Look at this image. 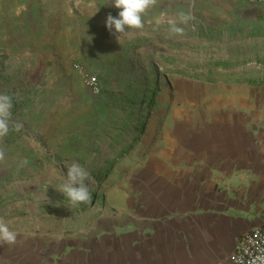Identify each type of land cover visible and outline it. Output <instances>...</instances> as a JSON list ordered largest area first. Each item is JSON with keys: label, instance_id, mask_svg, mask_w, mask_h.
<instances>
[{"label": "crops", "instance_id": "crops-1", "mask_svg": "<svg viewBox=\"0 0 264 264\" xmlns=\"http://www.w3.org/2000/svg\"><path fill=\"white\" fill-rule=\"evenodd\" d=\"M107 2L0 0V75L13 73V60H21L22 74L39 75V59L51 57L57 42L73 50L72 68L74 62L82 64L79 57L88 43H107L113 36L105 21L109 14L117 17L119 9ZM190 6L194 19L183 25L189 36L261 44L244 57L227 56L264 66V4L158 0L143 17L145 32L170 26ZM81 85L74 102L90 95ZM229 97L224 110L183 121L113 187L99 212L70 229L66 264H231L240 236L264 226V82L233 83ZM4 150L0 205L8 201L2 200L10 170Z\"/></svg>", "mask_w": 264, "mask_h": 264}, {"label": "rangeland", "instance_id": "rangeland-1", "mask_svg": "<svg viewBox=\"0 0 264 264\" xmlns=\"http://www.w3.org/2000/svg\"><path fill=\"white\" fill-rule=\"evenodd\" d=\"M168 28L129 30L118 37L119 43L114 35L107 43H88L79 58L95 69L102 91L98 96L89 91L88 98L77 102L74 93L81 92L75 88L80 81L84 84L72 68L73 50L65 42L52 44V56L39 59V75L22 74L21 60H13L12 74L0 75V94L12 97L9 128L16 129L3 138L7 146L0 141L10 158L2 200L13 202L1 203L0 218L11 221L8 226L17 234L15 245H0V264H66L70 229L99 212L113 187L131 176L146 154L183 121L224 110L233 83L264 82V71L258 68L263 65L227 56L244 57L261 44L204 42L187 30L182 37H169ZM220 58L232 60L231 67L213 69ZM152 90L155 107L142 112L141 101ZM69 112L73 114L66 117ZM147 113L146 130L139 135L136 125ZM121 148L126 152L98 187L99 199L69 206L58 188L70 164L75 161L87 171L95 163L101 167ZM93 176L86 181L89 189L98 185Z\"/></svg>", "mask_w": 264, "mask_h": 264}, {"label": "clouds", "instance_id": "clouds-1", "mask_svg": "<svg viewBox=\"0 0 264 264\" xmlns=\"http://www.w3.org/2000/svg\"><path fill=\"white\" fill-rule=\"evenodd\" d=\"M119 9L118 16L113 17L109 14L106 17L105 27L108 31L118 37L121 34H127L129 30H142L144 28L145 14L158 4V0H108L107 3ZM173 19L169 28V37H182L185 32L183 25L194 19L191 6L187 11H179ZM12 97L6 94H0V140L9 133V123L11 119ZM18 127V126H17ZM5 162V150L0 147V164ZM91 179L90 173L77 162H72L66 171L65 182L58 188L68 199V205L75 207L81 203L91 200L89 185L86 181ZM17 234L11 230L0 218V245H15ZM248 264H264V254L254 257L248 261Z\"/></svg>", "mask_w": 264, "mask_h": 264}, {"label": "built area", "instance_id": "built-area-1", "mask_svg": "<svg viewBox=\"0 0 264 264\" xmlns=\"http://www.w3.org/2000/svg\"><path fill=\"white\" fill-rule=\"evenodd\" d=\"M248 1L255 4H264V0ZM73 69L79 73L82 83L92 95L98 96L101 93L102 86L96 73L79 62H74ZM261 254H264V226L241 235L229 260L231 264H248L249 260Z\"/></svg>", "mask_w": 264, "mask_h": 264}, {"label": "trees", "instance_id": "trees-1", "mask_svg": "<svg viewBox=\"0 0 264 264\" xmlns=\"http://www.w3.org/2000/svg\"><path fill=\"white\" fill-rule=\"evenodd\" d=\"M231 62H232V60L227 59L225 61V60L220 58L212 66H213V69L226 70V69H229L231 67ZM167 64H169V63H167ZM237 64H235L234 66H237ZM190 69H193V68H190ZM194 70H197V68H194ZM206 71H210V70H206ZM154 93H155L154 90H152L149 98L147 100L145 99V100L141 101V104L143 105L142 112L143 111H150V109L152 107H155V100L152 96ZM137 102H139V100L133 101V106L136 105ZM148 115H149V113H147V115H144L143 117H141V119L139 120V122L136 125V130H137V133L139 135H141L146 130V128H145L146 127V119H147ZM118 150H119V152L115 156H113L112 158H108L107 160L104 161L103 166L98 167V164L95 163L88 170V172L90 174L93 173V175H94L93 179L98 184L97 187H95V188L92 187L91 189H89L90 193H91V200L90 201L95 202L96 200L99 199L98 190H97L98 187H100L101 183L104 182L107 179V177L110 175V173L112 172L111 167H112V164L115 162V159H117V157L123 156L124 152H126L125 148H121ZM93 171H95V172H93ZM6 202L7 203L5 205H8L9 202H11V204H13L12 200H8ZM50 205H54V204H50ZM2 206L3 205H0V210L3 209ZM16 206H18V204H16ZM48 213H49V211H48ZM52 213H55V214L60 213V210H57L56 212H52Z\"/></svg>", "mask_w": 264, "mask_h": 264}, {"label": "bare ground", "instance_id": "bare-ground-1", "mask_svg": "<svg viewBox=\"0 0 264 264\" xmlns=\"http://www.w3.org/2000/svg\"><path fill=\"white\" fill-rule=\"evenodd\" d=\"M12 222L10 221L9 223H7L8 225L11 224Z\"/></svg>", "mask_w": 264, "mask_h": 264}]
</instances>
